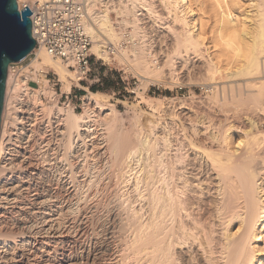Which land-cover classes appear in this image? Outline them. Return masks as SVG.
Masks as SVG:
<instances>
[{"label":"bare ground","instance_id":"obj_1","mask_svg":"<svg viewBox=\"0 0 264 264\" xmlns=\"http://www.w3.org/2000/svg\"><path fill=\"white\" fill-rule=\"evenodd\" d=\"M36 1L16 0L20 12ZM123 1L129 5H111L124 18L135 16L140 4L160 21V33L170 35L175 53H166L169 79L181 63L175 57L180 48L185 56L203 55L211 103L232 105L238 98L241 107L232 111L238 118L246 111L264 114V0H160L166 18L152 0ZM109 4L87 0L91 51L105 61L110 58L103 53L104 37L119 41ZM236 27L251 51L241 65L230 64L226 49L217 47L220 36ZM141 54L134 48L130 61L149 67ZM28 67L38 74L52 69L63 82L76 78L45 50ZM10 79L0 123V264H261L254 246L264 228L259 122L233 118L230 124L200 126L194 123L200 112L185 103L181 128L151 122L142 138L126 130L100 95L84 97L85 111L77 113L58 105L57 93L41 75L35 78L42 84L37 91L28 87V70ZM224 79L236 82L229 85L231 101L225 86L220 88ZM226 104L221 106L231 107Z\"/></svg>","mask_w":264,"mask_h":264},{"label":"rangeland","instance_id":"obj_2","mask_svg":"<svg viewBox=\"0 0 264 264\" xmlns=\"http://www.w3.org/2000/svg\"><path fill=\"white\" fill-rule=\"evenodd\" d=\"M112 1L108 0V2L110 3L109 5L112 7L110 9L109 14H110L112 23H113L114 28H115L116 21L117 20L121 21L122 18L120 19L114 13L117 5H116V3H115V5L114 4L111 5ZM115 1H117V0H115ZM151 2L153 3V5L156 6V7L153 6L155 8L154 10L158 11V14H161L162 17L166 18L167 14L163 10L162 5H160L161 1L160 0H152ZM95 9L99 12L104 11L103 5L100 3L99 4L97 3V5L95 6ZM244 9H245V7H244ZM146 17L149 18V24L151 25L152 31L149 30L146 34L145 33L143 34L144 35L143 41L147 40L150 42V44L147 45L144 42V43L140 44L137 47V49H138V51H140L144 55V57H146L145 54L147 55V58H144V60H146L145 61L146 66L147 65L149 66L146 68L147 69L149 68V70L140 66V64L138 63V59H137V62H132L129 60V62L132 65V69H131V71H128L124 75V77L128 78V79H125L126 84H123L121 81V78H120V75H123V68L124 67L122 66L123 61L118 56L110 57L109 61L103 60L102 63H104V65H102V66L97 65L96 66L97 71H95L94 74L92 73L91 75H89L81 83L77 82L78 75L73 70H72L73 74H74V76H76V78L70 79L69 81H65V82L61 81L60 77L52 69L48 72L44 71L41 74H38V73H40V71L37 72V71H35V68L31 69V67H28V65L31 64V62L35 58H37V56H35L34 54H30L22 62L20 69L22 71L28 70V72H30V76H32V79L34 77L33 80H35L37 75H41L43 78H45L48 87L52 88V90H54L57 93L58 105L62 108H64L66 105H70L72 107V109H74V111L77 113H84V111H85L84 110V104L86 102L83 100L84 97H88L89 94L90 95L95 94V95L102 96V104L104 103V105H106L107 108H110V109L113 108V110H115L117 112L116 114H117L118 120L120 119L119 121H122L126 130L130 134L137 136L139 134L138 132H140L141 134L143 133L142 135L140 134L141 136L139 135V137H142L144 135H145L144 137L147 136V132L144 131L147 129H143V128L148 127L151 122H154L155 124L159 125L160 127H163V129H166V130H169V128L172 126L181 128V125L186 120L182 119L180 114L184 113V112H186V113L188 112L184 109H181L182 105L185 103L189 104V105L191 104V105H193V107L195 106L196 109H199V110H196L194 107L196 112L197 111L200 112V113H195V114H198L199 116L198 115L195 116V114H194V119L196 120V121L194 120L195 121L194 123H196L200 126H205V125L209 126V124L214 125V126H215V124L217 126L219 124L222 125L225 123L230 124V123L236 122V119L238 122H243V123L247 124L248 120L251 119L252 121H255L257 123L259 122V124H261L262 127L264 128V114H262L260 112H255V113L253 112L252 113L250 111V112L246 113L247 112L246 111V112H244L246 115L244 113H242L241 116H243V117L240 116L239 118L236 115H234L233 112L237 109L235 107L240 105V100L238 101V98H237V102H239V103H237L235 100V104L232 100L234 105L233 104L231 105V102L229 103V101H231L230 99L232 98V97H230L231 87L229 88V85L231 86V84L232 83L234 84L235 81L234 82L229 81L230 79L229 80L226 79L227 80L226 81L224 79L225 82L223 81V84L221 83L222 85L220 86V88L223 87V85L225 86L226 92H228V94H229V97H228L229 101L227 100V103H229L231 105V107L226 106L227 110L224 109L225 106H221V105H224V103L226 104V102H224V101L222 102L221 105H220V103L217 104L220 107L219 106L217 107V105L210 102V99L208 97V96H210V94H206L205 90L206 89L208 90V88L206 86L210 87V85H211L210 88H213V87H212V84L209 83V80L207 79V76L205 74V72H206V70H205L206 61H205V57H203V55H202V57L201 56L198 57L197 55L195 56V54H189L188 56H185L186 54L183 52L184 50H181L182 48H180V50H178V52L176 53V55L178 57L177 56H175V57L179 59V57L181 56V59L180 60L176 59L177 61L176 60L175 61L176 62L181 61V63L175 64V66H174L175 69H176V67H178L179 69L178 68L176 69V75H174V78L169 79V75H167V73H168L167 67H165L164 62L166 60V53L171 52L172 55H173V51L175 53V49L173 48L174 45L171 41H168V39L170 40V35L167 33V37L166 36L164 37L163 34L160 33L161 30L159 28H157V27H159L160 21L157 18H155V19L150 18L151 16L148 15V12H147ZM124 19H134V17L129 16L128 18L125 17ZM167 21L169 22L170 20L166 19L165 22H167ZM115 32L118 34V37H119V35H120L119 31L115 30ZM104 38H105V40H104V43L102 45L107 44V45L112 46L113 44L114 45L117 44L115 42L116 40L113 41V40L108 39L107 37H104ZM166 41L168 42V44ZM142 50H144V51H142ZM151 51H153V54H156V57L159 58L157 65L154 63L152 64V62H150V60H152V59L149 58L148 55L150 54ZM180 51H182V52H180ZM179 52H180V56L178 54ZM142 54H141V56H143ZM94 57H95V55H94ZM134 58H132V59H134ZM185 60H187V61H185ZM148 61H149V63H148ZM149 64H151V65H149ZM181 64H182V66H181ZM157 66L160 67V69L164 68V69H162L163 71L161 70V72H160L159 71L160 69H158L156 71L157 68H154V67H157ZM26 68H28V69H26ZM142 68L144 70H146V72L145 71L141 72L140 70L143 71ZM153 68L155 69L156 72L159 71L158 72L159 74L157 73L158 75L156 73H154ZM263 71H264V69H263ZM33 72H34V75L36 74L35 76L32 75ZM152 72L155 75H152V77L150 78V75H151L150 73H152ZM23 73H25V72H21L20 74H23ZM46 73H47V77H46ZM97 73L103 75L101 82H96L94 80V76L97 75ZM177 73H179V74H177ZM186 75H187V77H186ZM10 77L14 78V75L9 73L8 69H7L5 88H4V98H3L2 110H1V115H0V123H1L2 114L5 111V104H6L5 94H6V90H7V80L9 79L11 81ZM145 78H148V79H145ZM150 79H151V81H150ZM143 81L149 82V83H143ZM172 81H174V82H172ZM240 83H243V82H240ZM145 85H147V87ZM200 85H204L205 87L204 86L200 87ZM181 86L183 88H180ZM28 87L31 91H37L39 89L38 85L33 86L34 88H30L29 85H28ZM78 87H82L85 90H81L82 92H78ZM93 87L98 89L99 91L93 92V90H92ZM125 87H127L128 90H126ZM203 87H204V89H203ZM246 87H247V85L246 86L243 85L242 90H243V92L248 94L249 89H248V87L247 88ZM238 89L239 88L237 86L234 87V90H238ZM129 90H131L132 92H128ZM253 90L255 91L256 89L254 88ZM253 90H251L250 92L253 93ZM80 93H82V95ZM237 95H238V92H237ZM41 102H42V104H44L46 106H48L50 104L48 97L46 98L43 95L41 96ZM151 104L155 105V106L157 105L156 107L159 108V110H156V111L152 110ZM229 104H226V105H229ZM221 107H223L222 108L223 110H221ZM239 107H241V106H239ZM233 108H235L234 111H233ZM240 109L241 108H238L239 111H240ZM228 110L229 111L231 110L230 114L228 113L229 112ZM221 111H223V112H221ZM226 111H228L227 114H226ZM224 112H225V114H224ZM177 113L178 114L180 113V114L178 115ZM206 113L209 115H206ZM227 115H229V116H227ZM235 116H236V118H235ZM191 117H193V116H191ZM49 118L54 120V117L52 118V115H50ZM225 118H226V120L224 121ZM190 119H192V121H193V118H190ZM238 119H240V120H238ZM232 120H234V122ZM222 121H223V123H221ZM187 122H189V121H187ZM203 122H204V124H203ZM0 129H1V127H0ZM139 129L141 131L143 129L144 132H141ZM213 132H215V131H212V133ZM210 133L211 132L208 133L209 136H210ZM192 134L190 133L189 135L192 137ZM144 137H142V138H144ZM139 156H140V154H139ZM142 156H143V154L141 155V157ZM254 246H257V248H259L257 255L260 259V263L264 264V228H263L261 240L258 241L257 243H255Z\"/></svg>","mask_w":264,"mask_h":264},{"label":"built area","instance_id":"obj_3","mask_svg":"<svg viewBox=\"0 0 264 264\" xmlns=\"http://www.w3.org/2000/svg\"><path fill=\"white\" fill-rule=\"evenodd\" d=\"M116 2L119 7L127 4V1H123V4ZM26 7H29L33 13L30 19L32 36L36 41L35 49L31 54L37 56L38 50H45L48 55L76 72L80 83L97 71V65H104L102 63L104 59L94 57L91 51L92 40L86 27L87 0H38L32 5H25L21 10ZM114 13L122 18L115 23V30L120 34L119 41L116 45H103V53L109 58L118 56L123 61V75H120V78L122 83L126 84L125 79L128 78L124 75L132 69L129 62L134 57L132 51L144 42L150 44L147 40L143 41V34L151 30V25L149 18L146 17V10L140 4L134 8V19H124L116 10ZM149 56L157 65L159 58L156 54L151 51ZM22 62L9 64L8 72L12 75L18 74ZM102 78L103 75L99 73L94 76L96 82H101ZM28 84L32 87L40 86L39 82L33 79L29 80ZM125 89L128 90L127 87Z\"/></svg>","mask_w":264,"mask_h":264},{"label":"water","instance_id":"obj_4","mask_svg":"<svg viewBox=\"0 0 264 264\" xmlns=\"http://www.w3.org/2000/svg\"><path fill=\"white\" fill-rule=\"evenodd\" d=\"M32 14L29 7L20 12L16 0H0V115L9 64L24 61L36 46Z\"/></svg>","mask_w":264,"mask_h":264},{"label":"clouds","instance_id":"obj_5","mask_svg":"<svg viewBox=\"0 0 264 264\" xmlns=\"http://www.w3.org/2000/svg\"><path fill=\"white\" fill-rule=\"evenodd\" d=\"M242 36L243 29L236 27L219 38L217 47L226 49L224 59L230 64L241 65L251 57V51L244 43Z\"/></svg>","mask_w":264,"mask_h":264},{"label":"crops","instance_id":"obj_6","mask_svg":"<svg viewBox=\"0 0 264 264\" xmlns=\"http://www.w3.org/2000/svg\"><path fill=\"white\" fill-rule=\"evenodd\" d=\"M81 90H85L84 88L82 87H78V92H82ZM82 95V93H80Z\"/></svg>","mask_w":264,"mask_h":264},{"label":"snow or ice","instance_id":"obj_7","mask_svg":"<svg viewBox=\"0 0 264 264\" xmlns=\"http://www.w3.org/2000/svg\"><path fill=\"white\" fill-rule=\"evenodd\" d=\"M205 39H206L205 36H201V37H200V40H202V41L205 40Z\"/></svg>","mask_w":264,"mask_h":264},{"label":"trees","instance_id":"obj_8","mask_svg":"<svg viewBox=\"0 0 264 264\" xmlns=\"http://www.w3.org/2000/svg\"><path fill=\"white\" fill-rule=\"evenodd\" d=\"M92 90H93V92H97V91H99L98 89H96V88H92Z\"/></svg>","mask_w":264,"mask_h":264}]
</instances>
